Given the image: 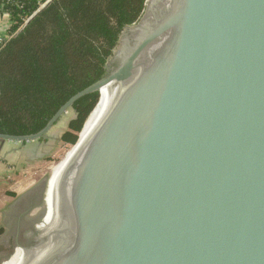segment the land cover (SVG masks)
<instances>
[{
    "label": "water",
    "instance_id": "obj_1",
    "mask_svg": "<svg viewBox=\"0 0 264 264\" xmlns=\"http://www.w3.org/2000/svg\"><path fill=\"white\" fill-rule=\"evenodd\" d=\"M110 83L95 129L13 212L0 264H264V0H145L100 81L0 140L45 137Z\"/></svg>",
    "mask_w": 264,
    "mask_h": 264
},
{
    "label": "trees",
    "instance_id": "obj_2",
    "mask_svg": "<svg viewBox=\"0 0 264 264\" xmlns=\"http://www.w3.org/2000/svg\"><path fill=\"white\" fill-rule=\"evenodd\" d=\"M46 1L0 0V13L11 21L0 44V134L39 132L72 96L100 81L120 31L138 19L145 2L51 0L38 12ZM98 100L93 92L71 105L64 145L76 143Z\"/></svg>",
    "mask_w": 264,
    "mask_h": 264
},
{
    "label": "rangeland",
    "instance_id": "obj_3",
    "mask_svg": "<svg viewBox=\"0 0 264 264\" xmlns=\"http://www.w3.org/2000/svg\"><path fill=\"white\" fill-rule=\"evenodd\" d=\"M72 116L73 112L69 109L46 134L47 140L45 141L15 142L20 146L22 143L25 144L24 149L26 151V154L22 156V162L25 163L22 168L21 166L19 167L20 169H18L19 171L15 178H17V181L25 182L27 185L21 186L17 190L18 193H23L26 186L36 184L44 177L49 176L50 169L71 150L72 146L64 145L60 137L67 129L68 122ZM6 189V186H3L0 191L4 193ZM0 205V224L5 228L10 219L8 215L12 212H9L11 208L7 204L4 203L2 205L0 203Z\"/></svg>",
    "mask_w": 264,
    "mask_h": 264
},
{
    "label": "crops",
    "instance_id": "obj_4",
    "mask_svg": "<svg viewBox=\"0 0 264 264\" xmlns=\"http://www.w3.org/2000/svg\"><path fill=\"white\" fill-rule=\"evenodd\" d=\"M10 24L11 21L9 16L6 13H0V44L1 41H6L9 38L7 33ZM24 148L25 144L23 143L20 146L14 141L0 140V189L3 186H6L7 188L4 193L0 191V203L2 205L5 203L9 208H11L9 210V212H12L10 213V216L16 209L15 205L17 207L19 203L30 193L31 188L35 185L31 184L26 186L23 193L17 192L21 186L27 185L25 182L19 180L17 181V178H15L17 177L19 171L18 169H20L19 167L21 166L22 168L25 163L22 162V156L26 154ZM31 183L33 182L31 181Z\"/></svg>",
    "mask_w": 264,
    "mask_h": 264
},
{
    "label": "bare ground",
    "instance_id": "obj_5",
    "mask_svg": "<svg viewBox=\"0 0 264 264\" xmlns=\"http://www.w3.org/2000/svg\"><path fill=\"white\" fill-rule=\"evenodd\" d=\"M117 90V86L115 83H110L107 86L103 87L99 91L100 100L97 106L95 107L92 114L89 116L88 120L86 121L83 130L80 134V138L78 143L71 148L67 155L64 156L54 167H52L48 173L50 175L52 172L57 170L58 168L67 164L75 155L79 147L85 142L91 132L95 129L98 123L101 121L107 106Z\"/></svg>",
    "mask_w": 264,
    "mask_h": 264
},
{
    "label": "flooded vegetation",
    "instance_id": "obj_6",
    "mask_svg": "<svg viewBox=\"0 0 264 264\" xmlns=\"http://www.w3.org/2000/svg\"><path fill=\"white\" fill-rule=\"evenodd\" d=\"M33 195H32V201H33V204H37V201H38V198H39V192L37 191L36 193L34 192V193H32ZM21 205V206H20ZM20 205L18 206V208L20 207V211L21 210H24V208H25V205L23 204V203H20ZM15 208H17L16 207V205H15ZM10 216V215H9ZM12 219H14L15 220V216H10ZM16 221V224L18 223V224H20V222H21V219H19V218H17V220H15ZM18 221V222H17Z\"/></svg>",
    "mask_w": 264,
    "mask_h": 264
},
{
    "label": "built area",
    "instance_id": "obj_7",
    "mask_svg": "<svg viewBox=\"0 0 264 264\" xmlns=\"http://www.w3.org/2000/svg\"><path fill=\"white\" fill-rule=\"evenodd\" d=\"M2 42V41H1Z\"/></svg>",
    "mask_w": 264,
    "mask_h": 264
}]
</instances>
